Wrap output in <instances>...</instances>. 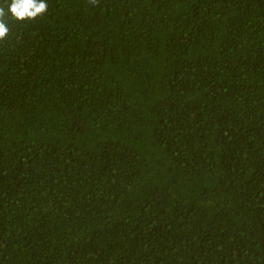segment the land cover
Instances as JSON below:
<instances>
[{
  "label": "trees",
  "instance_id": "1",
  "mask_svg": "<svg viewBox=\"0 0 264 264\" xmlns=\"http://www.w3.org/2000/svg\"><path fill=\"white\" fill-rule=\"evenodd\" d=\"M47 3L0 41V264H264V0Z\"/></svg>",
  "mask_w": 264,
  "mask_h": 264
},
{
  "label": "clouds",
  "instance_id": "2",
  "mask_svg": "<svg viewBox=\"0 0 264 264\" xmlns=\"http://www.w3.org/2000/svg\"><path fill=\"white\" fill-rule=\"evenodd\" d=\"M95 3L96 0H89ZM48 10L47 0H10L6 7L0 5V41L9 36L10 29L6 20L15 19L17 21L33 20L42 16Z\"/></svg>",
  "mask_w": 264,
  "mask_h": 264
}]
</instances>
